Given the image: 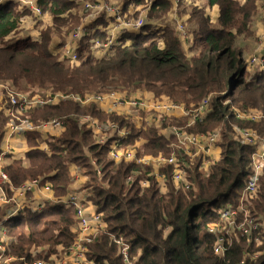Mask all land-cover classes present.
I'll return each instance as SVG.
<instances>
[{
	"label": "trees",
	"instance_id": "1",
	"mask_svg": "<svg viewBox=\"0 0 264 264\" xmlns=\"http://www.w3.org/2000/svg\"><path fill=\"white\" fill-rule=\"evenodd\" d=\"M205 1L208 6L219 7L217 26L210 23L206 10L193 2L186 1V6L177 11L180 19L186 16L184 21L189 29L194 26L190 29H193L192 42L186 44L189 45L188 53H185L176 31L164 26L158 30V39L163 44L154 36H146L147 33L126 34L124 38L132 43L113 48L112 53L104 57L92 51L93 41L104 39L101 33H96L78 44V60L74 63L53 55L49 49V40L56 31L59 16H71L72 2L39 0L42 11L50 12L56 19L55 26L41 36L40 42L29 38L6 41L17 30L21 15L11 3L0 6V82L9 83L18 93L41 89L51 95L73 94L85 98L111 92L127 96L145 90L156 97L165 96L186 109L214 95L210 99L209 114L187 130L206 134L222 125L218 143L220 159L210 166L207 174L200 172L194 164L188 170V190L176 189L168 180L164 193L158 191L154 177L144 175L137 176L131 189H126V176L132 171L141 173L144 167L124 162L115 165L108 157V144L114 141L96 144L92 130L78 119L89 114L100 122L109 121L127 129L129 135L122 145H135L141 141L142 152L138 151V156H168L173 139L164 138L160 128L185 126L187 118H164L159 125L153 123L137 129L123 117L101 112L94 102L82 105L68 99L27 110L28 118L34 123L59 118L66 130L49 144L51 156L34 149L27 155L29 168L25 169L17 161L7 169L9 177L14 185H19L27 179L33 180L55 171L50 180L56 195H60L70 183V165L78 167L86 177L84 185L91 190L96 210L103 214L108 225V233L98 236L89 246L90 256L96 264L103 261L122 264L110 235L121 236L130 245L132 255H138L137 264H222L213 254L214 238L207 233L206 227L217 219L216 209L228 203L238 204L254 152L253 147L241 145L230 136L231 125L237 123L264 134L263 121L236 120L230 107L237 104L264 115V74L256 73L245 80L248 71L244 57L248 48L246 42L253 35L254 0H246L243 6L233 0ZM128 2L125 0L124 6ZM156 6L159 7L156 9ZM170 8L168 0H154L151 16H167ZM189 53L194 54L189 57ZM5 122L0 116V136ZM91 160L101 168V175H97ZM164 171L169 175L170 168ZM141 179L150 181V186L142 191L138 183ZM252 207L253 213L264 221V176ZM75 218V210L59 206L16 217L9 224V235L14 240L8 253L34 260L29 255L32 247L49 245L53 251L59 245L68 247L74 239L71 226ZM253 252H260V256L255 260L247 258L244 264H264V234L258 246L247 244L243 239L233 245L225 261L237 264L243 254ZM42 258H46L45 255L35 259Z\"/></svg>",
	"mask_w": 264,
	"mask_h": 264
},
{
	"label": "built area",
	"instance_id": "2",
	"mask_svg": "<svg viewBox=\"0 0 264 264\" xmlns=\"http://www.w3.org/2000/svg\"><path fill=\"white\" fill-rule=\"evenodd\" d=\"M132 1V0H130ZM145 1V0H142ZM181 0H171L172 6L177 7ZM154 0H151L153 5ZM7 3H16L17 8L21 11H27L30 16H23L31 19L29 29L30 40L40 42V30L38 25L44 23L43 11L39 5V0H0V6ZM133 8L130 12L133 15L136 7L133 2L128 5ZM22 13V12H21ZM86 14H95L81 23V30L76 37L79 40L90 38L96 33H101L103 41H93L92 51L99 57H104L112 53L113 48L118 46H127L130 39L124 38L126 34H146L144 27L147 24L143 17L129 18L128 14L122 12V6L114 8L96 2L91 7L85 6L84 3L79 7V16ZM91 16V15H90ZM99 21L102 22L100 24ZM148 26V25H147ZM164 25H156V30L163 28ZM151 29V27H150ZM178 38L181 44L186 47L190 44L192 36L185 30L178 31ZM130 40V41H129ZM262 50L260 53L253 54L247 58L246 70L257 74H264V35H262ZM160 43V42H159ZM51 44L57 49L61 58L66 59L69 63L78 60V47H70V44L64 41L53 40ZM163 44V43H161ZM77 46V44H76ZM3 90L0 96V113L5 112L9 118L7 124V140L0 152V160L10 155L14 150L16 142H21V138L30 132L41 134L44 139L50 137L59 138L66 130L63 120L51 118L45 122L33 123L25 118V113L31 108H39L45 105H54L60 100H74L82 105L94 102L99 110L105 114H115L123 116L125 120L134 124L135 128L140 129L148 127L151 120H156L159 124L164 118H187V128L201 122L210 112V97L203 99L193 108L186 109L182 104L172 102L167 97L156 98L149 96L148 92L141 90L136 92L138 95H125L116 92L90 95L80 98L77 95H63L47 93L42 98L23 95L15 91L12 87L1 84ZM101 106V107H100ZM234 118L239 121L257 122L262 115L255 110H241L234 106L230 107ZM136 112V113H135ZM149 113V115H146ZM151 114V115H150ZM155 114V115H152ZM146 117L151 118L150 121ZM79 122L90 126L95 133L96 144L109 143L108 157L113 160L115 165L124 162L127 164L144 167L143 171H132L125 178L126 189H131L137 176L147 178L154 177L158 191L164 193L167 191V183L176 189L188 190L190 183L188 179V170L197 164L200 172L207 174L210 166L218 161L219 153L215 155V150L221 138L222 125L216 127L206 134H195L183 127L160 128L161 135L167 140L173 139L170 146L171 152L168 156L159 154L157 156H138L139 145L124 147L122 143L127 139L129 131L125 128H119L112 122L103 123L95 118L79 117ZM47 126H51L49 130ZM109 131L108 134H100L102 131ZM96 131V132H95ZM232 136L239 144L253 147L254 152L251 158L250 173L244 182L243 195L240 197L238 204L230 203L216 209L217 219L210 222L207 227V233L214 238L212 250L222 264H228L225 261L229 250L242 239L247 244L253 243L260 245L262 234H264V221L253 213V200L257 197L260 187V181L264 176V137L260 136L255 130L248 127L232 126ZM43 149L46 150L44 146ZM95 167L97 175H101V168L96 165L95 160H91ZM170 168L169 175L164 169ZM147 170V171H146ZM144 175V176H142ZM169 177V179H168ZM8 174L0 166V208L4 214L0 218V264H12L21 261V264H96L90 256L89 246L94 243L95 239L108 233V225L103 219V214L96 210L91 200V190H75L62 196H53V189L50 184H44L41 179L29 180L15 187L10 183ZM142 190L150 186V181L141 179L138 181ZM6 188L11 191L8 196ZM40 190L44 196L37 198L31 194L34 190ZM47 203H53L65 209L75 210V229L72 228L74 239L68 247L57 246L53 249L49 246L43 248L32 247L29 250L30 259L17 258L8 253V247L14 240L9 235L10 222L24 215L26 211L40 212L45 208ZM110 238L117 248V254L121 258L122 264H137L138 255L133 256L130 245L121 237L110 235ZM46 258L35 259L40 255ZM260 252L245 253L241 261L237 264H244L247 258L257 259ZM102 264H108L103 261Z\"/></svg>",
	"mask_w": 264,
	"mask_h": 264
},
{
	"label": "rangeland",
	"instance_id": "3",
	"mask_svg": "<svg viewBox=\"0 0 264 264\" xmlns=\"http://www.w3.org/2000/svg\"><path fill=\"white\" fill-rule=\"evenodd\" d=\"M70 2H72V9L70 10L71 11V16L68 15V14H64V15H60V19L59 21L56 23V27H55V32L52 33L51 38H54V41L56 42L57 40L59 41H64V43L66 44H70V47H78V44L81 43V40H79L80 37H76V35L78 34L79 36V32L81 30V23L86 20L87 18H90L92 16H94L95 14H86V13H83V16H79V7L80 5L82 4V2L84 3L85 6H89L91 7L93 4H95L96 2H100L101 4L103 5H108V6H112L114 8H118L119 6H123L125 5V0H68ZM205 1V0H204ZM129 3V2H128ZM127 3V4H128ZM151 4V0H145V1H142L140 3H135V13L133 15H131L130 13L128 14L125 10L127 8V6H123L122 7V12L125 13V14H128V17L129 18H137V17H143L145 22L147 23L145 26L147 25H150L151 26V29H148L147 30V34L146 36L150 35V36H154V38L160 42L161 40L158 39L159 38V31L156 30V25H160L161 23L165 26H170L171 28H173L174 32L176 31V33L178 34V31L180 30H185L187 34L191 35L192 36V30H190L192 27L194 26H191V28L189 29L188 25H186V23L183 22V20H180L179 19V15L177 13L178 9L179 10H182L184 7L183 6H186V1L185 0H181L177 3V7L175 8L174 6L172 8L169 9L168 13H167V16H163V15H157L155 18L154 16H151V8H152V5L149 6ZM180 4L182 5V7L179 8ZM14 9H17V6L14 4L13 5ZM159 6H156V9L158 8ZM198 7L200 9L204 8L203 7V4H199ZM20 12H22V14H25V16H30V13L27 12V11H23L21 10ZM207 13V12H206ZM91 15V16H90ZM169 16V17H168ZM43 17H44V23L38 25L39 27V30L40 32L44 35L46 34L45 32H47L49 29H52L54 26H55V17L50 13V12H47V11H44L43 10ZM30 21L31 19L29 18H21L19 20V25H18V32L16 35H13L11 36L9 39H7L6 41L10 40L9 42H12L13 40L15 39H22V38H28V34L30 33V29H29V26H30ZM98 22L100 24L101 21L98 20ZM213 26H217V23L215 24H212ZM262 36L260 37V44H262ZM161 43V42H160ZM77 44V46H76ZM241 44V43H239ZM249 44V43H248ZM182 52H184L183 49H181ZM247 54L245 55V61L247 60V58L251 55H253L252 53H250L249 51V48H247ZM251 55H250V54ZM194 54V53H193ZM255 54V53H254ZM256 73L255 72H246V76H245V80L246 78L249 79L251 78L252 76H254ZM14 89V88H13ZM15 90V89H14ZM35 92H38L36 94H34ZM134 93V94H133ZM132 94L135 95L136 93L133 92ZM20 94H23V95H28V96H33V97H37V95L39 96L38 98H42L41 96H44L46 95L47 93H45L44 91H42L41 89H31L30 91H28L27 93H20ZM102 94H105V93H102ZM121 94V93H120ZM132 94H129V95H132ZM237 94V91L235 92V95ZM99 95V94H98ZM128 95V96H129ZM156 97V96H155ZM161 97H165V96H160L159 98ZM208 97L210 98H213L214 95H209ZM158 98V97H156ZM174 102V101H172ZM175 103V102H174ZM178 104V103H177ZM234 107L236 108H239L241 110H252L251 108H244L242 107L241 105H237V104H233ZM136 113V112H135ZM261 114V113H260ZM149 115V113H146V115L144 116H147ZM151 115V114H150ZM152 115H155V114H152ZM262 117L256 122V123H260V122H264V115L261 114ZM84 117H90L92 118L91 115L89 114H86ZM120 117H123V116H120ZM124 118V117H123ZM151 118H149L150 120ZM49 120V119H48ZM51 120V119H50ZM47 121V120H46ZM152 121V120H151ZM40 122H45V121H40ZM243 122H246V121H243ZM187 123H188V120H187ZM233 125H237L239 126L237 123H233L231 125V130H232V126ZM86 127H89L88 125H86ZM175 127H178V126H175ZM183 128H186L187 130V124L185 126H182ZM193 126L189 127V128H192ZM50 128H52L51 126H47L46 129L49 130ZM264 129V125L262 127ZM257 132L258 130L255 129ZM96 132V131H95ZM108 130L107 131H102L101 134H100V138H101V135H104V133H107L108 134ZM223 132V130H221V133ZM259 134V133H258ZM232 135V132H230V136ZM260 135V134H259ZM260 136H264V134L260 135ZM233 137V136H232ZM139 145V152H142V143L141 141H137L135 143V145ZM132 145H129V146H124V147H130ZM142 156H151V155H141L140 157ZM84 176V175H83ZM40 177H37L35 178L36 180L39 179ZM34 180V179H33ZM86 183V180L85 182ZM83 183V184H84ZM80 187V189H84V187L86 185H83ZM53 194L54 196L58 197V196H61L62 194L60 195H56L54 189H53ZM76 227V223H74L72 225V228L75 229ZM13 238V237H12ZM46 246H49V245H45V246H42L40 248H43V247H46ZM59 246H62V245H59ZM39 248V247H38ZM50 248V247H49Z\"/></svg>",
	"mask_w": 264,
	"mask_h": 264
},
{
	"label": "crops",
	"instance_id": "4",
	"mask_svg": "<svg viewBox=\"0 0 264 264\" xmlns=\"http://www.w3.org/2000/svg\"><path fill=\"white\" fill-rule=\"evenodd\" d=\"M130 1V0H128ZM170 3H171V8L173 7L172 6V2L171 0H168ZM185 1H188V2H193L195 5H199V4H203V7L204 9L206 10L208 16H209V19H210V23L211 24H215L218 20V17H219V14H220V11H219V7L217 5H213V6H208L206 1L204 0H185ZM235 2H237V4L239 6H243L246 2V0H233ZM133 2V1H130L128 3V5ZM134 3V2H133ZM11 4H15L16 3H11ZM135 4V3H134ZM127 5V8H126V12L130 13L131 11H133V8H129ZM17 6V5H16ZM122 6V5H121ZM124 6V5H123ZM122 6V7H123ZM20 15V19L21 18H25L23 16V14L20 12V10L17 8L15 9ZM178 13V12H177ZM169 17V16H168ZM184 20L186 21V16L183 17ZM183 18L179 19L180 20H183ZM183 20V21H184ZM184 21V23H185ZM162 24V23H161ZM167 26V25H165ZM146 27H151L150 25L146 26ZM144 27V28H146ZM251 28H252V32H253V35L250 39L247 40L246 44H248V48H249V51L250 53L252 54H256V53H260L261 50H262V45L260 44V37L262 35H264V0H254V11H253V15H252V24H251ZM18 29V28H17ZM146 31V30H144ZM18 32V30H16L14 33H12L11 35H9L6 39H9L11 36L13 35H16ZM147 32V31H146ZM28 38L30 39V33L28 34ZM43 34L41 33L40 34V37L42 36ZM52 35V34H51ZM142 35H145V34H142ZM192 39H193V35H192ZM54 38H51L49 40V49L51 51V53L53 55H57L58 52H57V49L54 47V44H51V42H53ZM130 41V40H129ZM192 42V41H191ZM132 41H130L129 44H131ZM128 44V45H129ZM188 47L189 45H187L186 47L184 46V49H185V53H188ZM247 52V51H246ZM249 53V54H250ZM247 54V53H246ZM193 53H189L188 56H192ZM251 55V54H250ZM1 84L3 85H7V86H10L11 85L9 83H5V82H0V96L3 97L2 95V88H1ZM136 92H141V90H138ZM135 92V93H136ZM148 92V91H146ZM134 94V93H133ZM132 94V96H133ZM138 95V94H136ZM148 95L149 96H154L151 92H148ZM98 107V106H97ZM101 107V106H100ZM99 108V107H98ZM27 112L25 113V118H27L28 120H30V118H28V115H27ZM0 116H3L6 120V122L4 123L3 125V129L1 131V136H0V152L2 151L3 147H4V143L5 141L7 140V124H8V121H9V118L8 116L6 115L5 112H1L0 113ZM82 116H85V115H82ZM81 117V116H80ZM79 120V119H78ZM146 120L147 121H150L148 117H146ZM31 121V120H30ZM33 122V121H31ZM34 123V122H33ZM151 123H155L156 125H159V123L156 121V120H152L150 121L149 124ZM86 126V125H85ZM87 128H90L95 136V133H94V130L89 126ZM254 130V129H253ZM257 132V131H256ZM258 133V132H257ZM161 134V132H160ZM63 135V134H62ZM261 135V134H260ZM31 136V144L29 142V137ZM56 139H59V138H56V137H50V138H46L44 139V137L41 135V134H38V133H35V132H30V133H27L25 134L22 138H21V142H16V145L14 146V150H12L10 152V155L8 154V156L6 157H3L1 158L0 160V166L3 168V170L8 174V171L7 169L10 168L12 165H14V163H16L17 161L19 163L22 164V166L25 168V169H28L29 166H30V160H28L27 158V155L29 152H31L32 150L36 149V150H39V151H42L43 153H45V155L47 156H51L52 155V151H51V148L49 146V144L56 140ZM46 147V150L43 149V147ZM220 152V153H219ZM215 155L217 156V154L219 153V157H218V160L220 159V154H221V149L219 147V145L217 146L216 150H215ZM251 165V164H250ZM55 171H52L51 173L47 174V175H43L41 176L39 179H41L44 184H50L52 186V182H51V178L55 175L54 173ZM69 173H70V177H71V180H70V183L69 185L67 186L66 190H65V193H63L62 195H65L66 193H69V192H72V191H75V190H79L80 187L82 186V184L85 182L86 180V177L83 176V174L81 173V171L78 169V167L74 166L73 164L70 165L69 167ZM9 176V174H8ZM10 179V177H9ZM31 179H27L23 182H21L19 185H14L10 179V183L13 184L15 187H18L20 186L22 183L24 182H27ZM84 185V184H83ZM53 189V188H52ZM6 192L8 194V196H11V191L9 190V188H6ZM35 196L37 198H41L44 196V193L41 192L40 190H34V192L31 194L30 197L32 196ZM54 196V194H52ZM61 195V196H62ZM54 206H58L56 204H53V203H47L45 205V208L47 207H54ZM44 208V209H45ZM26 213H36V212H31V211H26ZM4 214V210L2 208H0V218L1 216ZM24 214V215H25ZM23 216V215H21ZM71 232H72V226H71Z\"/></svg>",
	"mask_w": 264,
	"mask_h": 264
}]
</instances>
